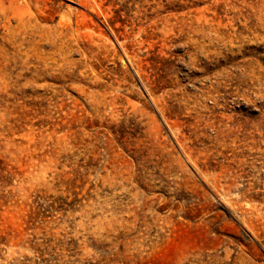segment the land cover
<instances>
[{"label": "rangeland", "instance_id": "rangeland-1", "mask_svg": "<svg viewBox=\"0 0 264 264\" xmlns=\"http://www.w3.org/2000/svg\"><path fill=\"white\" fill-rule=\"evenodd\" d=\"M0 264H264V0H0Z\"/></svg>", "mask_w": 264, "mask_h": 264}]
</instances>
